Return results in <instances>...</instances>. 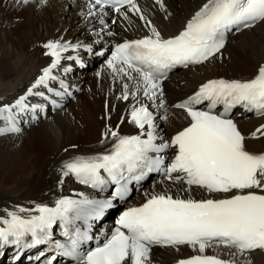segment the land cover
Wrapping results in <instances>:
<instances>
[{
  "label": "snow or ice",
  "instance_id": "snow-or-ice-1",
  "mask_svg": "<svg viewBox=\"0 0 264 264\" xmlns=\"http://www.w3.org/2000/svg\"><path fill=\"white\" fill-rule=\"evenodd\" d=\"M22 2L27 4L29 0ZM88 3L89 15L95 14L93 10L97 6L103 13L108 5L125 19L126 14L121 12L125 5L140 11L135 0H88ZM258 22H264V0H206L178 35L166 39L152 28L151 36L118 44L108 67L115 71L116 63L126 65L142 78V83L137 81L135 85L136 91L142 88L144 96L155 98L159 90L162 96L159 79L165 70L175 65L202 63L224 47L225 31L253 27ZM44 47L52 62L43 69V75L28 89L27 95L44 97L42 91L33 93L39 86L54 91L47 82L56 79L52 69L70 45L49 41ZM119 71L133 79L125 68ZM123 89L121 98L128 100L129 85L125 83ZM136 91L131 92L133 99ZM27 95L13 105L0 106V121L5 124L0 127V135L20 131L13 109L28 108ZM218 105L223 106L222 112L216 111ZM236 105L264 115V64L258 65L253 77L247 80H209L186 100L175 104L190 120L167 141L156 135L153 113L148 107L133 106L130 122L140 129L139 134L121 136L109 129L105 137L110 133L115 143L107 153L77 156L63 165L65 176L73 174L81 184L93 189L103 191L114 185L112 199L64 197L55 201V207L37 205L34 211L38 215L30 214L27 218L17 211H7V218H0V224L4 225L0 227V246L24 243L26 247H33L48 243L53 225L59 220L67 241H55V247L63 255L74 257L77 264H150L154 245L172 246L177 250L178 246L188 245L198 253L179 259L177 264H235L232 260L204 254L207 248L219 245L234 248L236 253L264 250V152H251L245 143L248 138L264 137V124L246 137L227 118L228 111ZM36 107L32 105L33 110ZM166 150H172L168 162ZM161 171L168 180L180 184L184 192L190 193L195 186L209 194L231 195L195 199L190 195L174 198L167 192L150 194L142 204L129 207L120 215L118 227L102 246L79 251L80 244L90 237L86 229L82 231L75 226L76 221L88 225L89 220L99 218L112 206L113 199H123L130 183L139 181L147 173ZM26 211L33 210L19 209L21 213ZM26 237L31 238L30 243L25 242Z\"/></svg>",
  "mask_w": 264,
  "mask_h": 264
},
{
  "label": "bare ground",
  "instance_id": "bare-ground-1",
  "mask_svg": "<svg viewBox=\"0 0 264 264\" xmlns=\"http://www.w3.org/2000/svg\"><path fill=\"white\" fill-rule=\"evenodd\" d=\"M206 0H138L139 12L124 9L114 26L98 8L89 15L86 0H0V106L14 102L33 85L42 69L52 62L44 45L60 41L70 45L63 54L76 49L81 53L85 66L74 67L68 75L79 87L77 100L49 114L37 125L25 128L21 133L7 132L0 135V218H7V211L20 208L32 210L38 203L52 202L62 191L75 188L70 179L61 178L62 165L71 156L102 152L115 143L109 129L125 136L136 127L130 122L132 107L149 104L162 118L156 130L171 135L187 126L190 118L173 105L192 93L200 84L216 78L244 80L252 77L257 66L264 61V22L232 37L223 51L205 65L179 72L164 84V93L155 98H142L143 90L136 91L142 78L127 70L133 77L108 67L110 58L96 56L99 47L107 45L110 33L119 40L152 35L155 28L163 38L178 33ZM141 16L144 19H141ZM103 20V23H101ZM104 41H106L104 43ZM90 45L92 52L83 50ZM61 53V54H62ZM62 57V55H61ZM221 76V77H220ZM129 85V99H122L123 85ZM136 91L133 99L131 92ZM165 95V96H164ZM238 129L250 137L264 118L250 116L237 119ZM0 121V127H4ZM248 150L264 151V137L248 138ZM173 193L182 198L189 195L204 198L206 193L192 189L184 192L181 185L162 179L154 186L145 187L135 203L156 192ZM134 203V204H135ZM25 213V212H22ZM157 249L153 262L173 264L179 259L198 254L191 247ZM235 253V255H233ZM206 255H216L237 264H264V254L241 255L233 249L221 246L207 248Z\"/></svg>",
  "mask_w": 264,
  "mask_h": 264
},
{
  "label": "rangeland",
  "instance_id": "rangeland-1",
  "mask_svg": "<svg viewBox=\"0 0 264 264\" xmlns=\"http://www.w3.org/2000/svg\"><path fill=\"white\" fill-rule=\"evenodd\" d=\"M221 77V76H220Z\"/></svg>",
  "mask_w": 264,
  "mask_h": 264
}]
</instances>
